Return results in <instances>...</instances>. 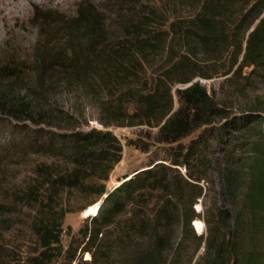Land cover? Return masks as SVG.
Masks as SVG:
<instances>
[{"label":"trees","instance_id":"1","mask_svg":"<svg viewBox=\"0 0 264 264\" xmlns=\"http://www.w3.org/2000/svg\"><path fill=\"white\" fill-rule=\"evenodd\" d=\"M168 3L172 16L159 5L130 0L111 34L102 15H87L81 2L76 20L87 32L88 55L71 48L66 63L55 48L42 61L34 89L22 87L17 94L2 84L16 73L1 69L0 121L14 120L13 153L21 162L35 156L17 195L31 209L34 244L22 264H264L262 115L254 109L234 113L191 82L198 56L228 57L234 76L243 68L264 71V0ZM152 57H162L160 71L149 81L141 79L138 69ZM59 67L62 77L47 76ZM92 69L108 92L123 85L116 99L130 106L125 117L131 124L156 127L157 141L168 144L165 156L111 189L106 181L121 159L118 137L71 124L74 116L53 110L46 97L61 82L86 85ZM189 82L175 89L179 104L173 109V86ZM215 152L220 156L213 158ZM214 170L220 181L217 202L201 201L198 211L195 205L205 197L204 183ZM97 201L95 213L63 246L65 214ZM195 220L202 221L201 232ZM0 264L14 263L0 251Z\"/></svg>","mask_w":264,"mask_h":264},{"label":"rangeland","instance_id":"2","mask_svg":"<svg viewBox=\"0 0 264 264\" xmlns=\"http://www.w3.org/2000/svg\"><path fill=\"white\" fill-rule=\"evenodd\" d=\"M129 1L0 0V71L2 69L5 73H16L14 80H2L5 86L3 89L9 90L12 94H17L22 87L28 91L33 90L34 79L37 71L42 68V61L54 55L52 51L55 48H60L62 53L60 55L66 63L73 52L79 53L81 57L90 53V49H87L89 45L87 32L83 27H79L80 25L77 26L79 22L76 20V15L81 2H85L87 15L89 13L102 15L105 26L109 27L108 31L112 34V24L118 14L128 12ZM137 1L159 5L169 16L174 13L168 0ZM69 26H72L71 29ZM69 32L71 37L67 39ZM71 48L73 52L70 51ZM162 61V57H152L149 62H144L143 68L138 69L139 77L149 81L159 73ZM195 61L197 63L196 68L191 72L194 75L191 82H199L218 103L234 113L256 110L262 115L264 124V71L251 74L247 68H243L234 76L235 66L227 70L230 67L228 57L214 60L198 56L195 57ZM50 70L47 73L49 78L57 80L63 76L60 67ZM89 75L86 85L61 82L46 92V97L53 110H65L74 116L71 124L84 129L94 127L99 130H110L118 137L122 145L121 159L114 165L106 181V187L111 189L124 176L147 165L151 159L165 156L168 144L157 141L156 127L131 124V120L125 117L130 111V106L127 107V104L116 99L117 90L123 88V85L116 86L114 92H108L105 86L96 81L97 75L94 69ZM188 84L190 82L176 83L173 86V109L179 104L175 89ZM12 123L0 121V251L5 258L8 256L12 263L22 264L34 244L29 229L31 209L21 205L17 195L22 178L30 174V159H35V156L30 155L21 162L22 160L13 153L12 139L17 135L12 133ZM26 123L30 128L36 127L29 122ZM41 126L46 125L41 124ZM184 141L186 142L187 139ZM142 146L146 147L145 151L141 150ZM219 156L220 153L215 152L212 157ZM204 184L207 192L195 205L198 211L202 210L201 201L207 205L217 202L216 191L220 188V181L215 170L211 180ZM98 203L99 201L82 210L65 214L61 235L63 246L67 245L70 234L76 232L87 217L93 214V210L89 207H93L96 211ZM193 225L198 232L204 229L203 224L200 229ZM85 257H88V254H84Z\"/></svg>","mask_w":264,"mask_h":264},{"label":"bare ground","instance_id":"3","mask_svg":"<svg viewBox=\"0 0 264 264\" xmlns=\"http://www.w3.org/2000/svg\"><path fill=\"white\" fill-rule=\"evenodd\" d=\"M90 209H92L93 211V213L95 212V210L93 209V207H89ZM97 209V208H96ZM87 211L89 210L88 208L86 209ZM194 224L197 226V228H201L202 227V225L201 224H203L200 220H195L194 221Z\"/></svg>","mask_w":264,"mask_h":264},{"label":"water","instance_id":"4","mask_svg":"<svg viewBox=\"0 0 264 264\" xmlns=\"http://www.w3.org/2000/svg\"><path fill=\"white\" fill-rule=\"evenodd\" d=\"M194 224V223H193Z\"/></svg>","mask_w":264,"mask_h":264}]
</instances>
